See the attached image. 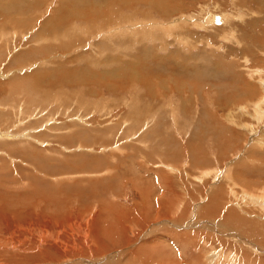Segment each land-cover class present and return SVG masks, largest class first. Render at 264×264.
Here are the masks:
<instances>
[{
  "label": "rangeland",
  "instance_id": "rangeland-1",
  "mask_svg": "<svg viewBox=\"0 0 264 264\" xmlns=\"http://www.w3.org/2000/svg\"><path fill=\"white\" fill-rule=\"evenodd\" d=\"M84 1L0 0V236L35 250L6 245L0 262L42 250L25 264H143L140 247L151 264L168 247L164 264H190L203 230V262L264 263V4ZM233 209L261 222L253 237L211 222Z\"/></svg>",
  "mask_w": 264,
  "mask_h": 264
},
{
  "label": "bare ground",
  "instance_id": "bare-ground-1",
  "mask_svg": "<svg viewBox=\"0 0 264 264\" xmlns=\"http://www.w3.org/2000/svg\"><path fill=\"white\" fill-rule=\"evenodd\" d=\"M37 2H38V0H36ZM85 1H87V0H85ZM84 1V4L86 5V2ZM126 1V0H125ZM131 1H133L134 2V0H131ZM252 1V0H251ZM260 1V4H257V5H261L262 7H263V4H264V0H259ZM25 2H26V0H25ZM88 2H92V3H94V1L93 0H88L87 1V3ZM98 2H101V0H98ZM105 2H107V1H105ZM127 2H128V4H127ZM130 1L129 0H127L126 2H123V3H121V4H119L118 6H120L121 8H125V9H129L130 8V3H129ZM140 2V1H139ZM19 3H21V2H19ZM35 3V2H34ZM40 3V2H39ZM141 3V2H140ZM139 3V4H140ZM144 3H146V2H144ZM95 4V3H94ZM137 4V3H136ZM141 4H143V3H141ZM30 5V4H29ZM33 5V4H32ZM35 5V4H34ZM34 5L32 6V7H34ZM98 4H96V6H97ZM101 5H105V4H101ZM252 5H254L253 3H252ZM31 6V5H30ZM80 6V5H79ZM5 7H7V6H5ZM4 7V8H5ZM132 7V6H131ZM261 7V8H262ZM101 8L104 10L105 8L104 7H102L101 6ZM116 8V7H115ZM75 10L76 11H79V10H77L76 8H75ZM96 10H97V8H96ZM7 12V11H6ZM114 12V11H113ZM159 12H160V10H159ZM96 14V13H95ZM112 14H114V13H112ZM23 15V14H22ZM77 15V14H76ZM115 16V14L112 16V17H114ZM215 18H216V24L218 25V24H220L221 22H222V18H218V17H216V16H213V18L212 19H214L215 20ZM105 19H107V18H105ZM112 19V18H111ZM25 20V19H24ZM23 19H21V20H19V21H16L15 19H12V21H14L16 24H18V25H22V21H24ZM135 20V19H134ZM7 22V21H6ZM11 22V21H10ZM110 22V21H109ZM213 22V21H212ZM30 23V22H29ZM108 23V22H107ZM129 23V22H128ZM13 24V23H12ZM209 24H212V23H209ZM25 25V24H24ZM5 27V26H4ZM171 28V27H170ZM172 29V28H171ZM168 30V29H167ZM123 31V30H122ZM154 33V32H153ZM124 34V33H123ZM45 50H47V51H50L51 50V46H47V47H45L44 48ZM35 50H36V48L35 49H32V50H30L29 52L30 53H32V52H35ZM21 59V58H20ZM22 82L24 83V81L22 80ZM22 82H18V83H22ZM22 83V84H23ZM15 84H16V82H15ZM260 86H261V88H263L262 87V84H260ZM249 87V83H245V85L243 86V87H241L240 88V90H241V92H240V94H247V93H249L248 91H247V88ZM14 89V88H13ZM237 91H238V89H237ZM258 92H260V90H257ZM263 95H261V97H262ZM27 135V134H26ZM11 136H12V134H11ZM17 136V135H16ZM25 137V136H24ZM19 138V137H18ZM26 138H27V136H26ZM18 140V139H17ZM9 146V145H8ZM3 148V147H2ZM5 148H7V147H5ZM15 149V148H14ZM21 149V148H20ZM4 151V150H3ZM14 151V150H13ZM16 151V150H15ZM5 152V151H4ZM12 152V151H11ZM20 152V151H19ZM8 154H9V152H7ZM40 154V153H39ZM33 159V158H32ZM45 159H47V158H45ZM49 161H50V159H49ZM98 162V161H97ZM41 167V166H40ZM231 170V169H230ZM222 180H224L223 178H222ZM228 182H229V180H227ZM226 181V182H227ZM230 182H232V181H230ZM225 183V182H224ZM228 184V183H227ZM237 185V184H236ZM228 188H230V187H228ZM226 189V188H225ZM222 193H223V186L222 187H220L219 188V190H216L215 192H213V193H211L210 194V196H209V198H210V200L204 205V207H206V209H204L203 211H201L202 213H206L207 215H206V217H209V216H213V214H215V212H217L215 209L218 207L219 209H222L223 208V203H221V195H222ZM233 193V192H232ZM227 194H229V193H227ZM232 195V194H231ZM224 198V197H223ZM229 198V197H228ZM233 198V197H232ZM251 202H257L256 201V199H253V198H250L249 199ZM231 200H229V202H230ZM239 205H241V204H239ZM258 205V204H257ZM228 206H229V203H227L226 205H225V207H227L228 208ZM260 207H263V212H264V203H261L260 205H259ZM224 210V209H223ZM228 210V209H227ZM237 210L238 209H233V210H229L228 211V213H226V211H225V213H226V218L224 219V217H223V224H221V220H219V221H217L216 220V218L213 220V221H211V222H216V224L219 226H222V228H223V226H225V227H229L230 229L233 227L234 229L236 228V229H238V230H236L235 229V231H241L242 233H244L245 235H248V236H252L253 237V235H251L250 233L251 232H249V230H248V227H253V225H255L257 228H259L262 224H264V223H262L261 225H260V223H256V220L254 221V222H251L250 223V220L251 219H249V218H247V216L245 217V216H242V215H240V214H238L237 213ZM130 212V211H129ZM224 212V211H223ZM243 212V211H242ZM258 212H261V211H258ZM2 214V213H1ZM242 214V213H241ZM245 214V213H244ZM159 215V214H158ZM247 215V214H246ZM9 216L10 215H2V216H0L3 220H5V217H8L9 218ZM131 216V215H130ZM79 217V216H78ZM124 217H129V213H124V214H122V215H118L117 216V221H121V219L122 218H124ZM134 217H136V214H135V216ZM202 217H203V215H202ZM250 217V216H249ZM8 218L6 219L7 221H8ZM17 218V217H16ZM83 218V217H82ZM85 219V218H84ZM209 219H213V218H209ZM252 219H254V218H252ZM5 220V221H6ZM11 221L13 220L14 221V219L12 218V219H10ZM73 220V219H72ZM137 220V219H136ZM135 220V221H136ZM248 220H249V222H248ZM257 220H259V217H258V219ZM17 221L18 220H16V222L15 223H10L11 225H15L16 223H17ZM80 221V220H79ZM1 222L2 221H0V231H2V230H4V229H6V230H8V231H10L11 230V228H6L7 227V225H8V223L10 222V221H8V222H5V224L3 225V224H1ZM34 222V221H33ZM57 222V221H56ZM32 223V222H31ZM89 223V222H88ZM20 224H22V223H20ZM26 224V223H25ZM33 224V223H32ZM32 224H30V225H32ZM35 224V223H34ZM33 224V225H34ZM135 224H139V221L137 222V223H135ZM24 224H22V225H16V227H19V226H23ZM89 224H87L86 226H88ZM192 225V224H191ZM9 226V225H8ZM81 226V225H80ZM93 226V225H92ZM205 226H207V225H205ZM211 226H213V224L211 225ZM232 226V227H231ZM4 228V229H3ZM24 228V227H23ZM94 228H96V227H94ZM210 228V227H209ZM12 229H13V227H12ZM32 229V228H31ZM104 229V228H103ZM198 229V228H197ZM229 229V230H230ZM195 230V229H194ZM204 230H206V229H204ZM32 231V230H31ZM87 231H90V236H89V238L87 239V240H91L90 242L91 243H93V245H95V248L97 249V252H96V255H97V253H101V252H104V250H106L105 248H100L99 249V246H101L100 245V240H99V237L98 236H96V234H94L95 232H94V230H93V228L92 227H88V229H87ZM117 231H123L122 233H120V235L122 236V237H124L125 239H127L125 242H130L131 241V239L130 238H128L127 236V233H126V230L123 228L122 230H117ZM116 231V232H117ZM184 231H189V230H184ZM18 232V231H17ZM16 232V233H17ZM94 232V233H93ZM210 232V231H209ZM23 233V232H22ZM195 233L196 234H198L199 235V238H202V240L200 241V242H198V243H195V242H192L193 243V245H191V244H188L189 246H194L196 249H197V255H196V257L193 259V261L190 263V264H196L197 262V264H199L200 263V260L205 256L204 255V251H205V246H203L204 245V242H205V245H207V241H209V242H211V233L210 234H206V233H204L203 232V230H202V232H197V231H195ZM213 233H215V232H213ZM223 233V232H222ZM228 233H230V234H232L231 233V231L230 232H228ZM2 234V233H1ZM11 235H13L14 236V231L13 232H11L10 233ZM87 234V233H86ZM116 234H118V233H116ZM204 234V235H203ZM225 234V233H224ZM18 235H16V237H17ZM20 236V235H19ZM45 236V235H44ZM120 236V237H121ZM171 236V235H170ZM197 236V235H196ZM215 236V235H214ZM233 236V235H232ZM83 237H85V236H83ZM112 237L114 238V243H115V246H120L121 245V243L122 242H119V241H116V240H118V239H116V235H115V233H113L112 234ZM189 237H191V235H185V234H181V239H184V240H187ZM6 237H4V236H0V249H2L3 247H5L6 245H10V246H12V245H16V248L17 247H20V248H23L22 247V245H24L25 246V242L24 243H22V241H23V239H21L20 237L19 238H17V240L19 241V242H13V240H11V239H13V237L11 238V239H9L8 237L5 239ZM86 238V237H85ZM241 238V237H240ZM240 238H238V239H240ZM243 238V237H242ZM215 239H216V236H215ZM221 239V238H220ZM244 239V238H243ZM15 240V239H14ZM207 240V241H206ZM233 240H236V239H234L233 238ZM43 241V240H42ZM219 241V240H218ZM37 242V241H36ZM44 242V241H43ZM56 241H50V243L49 244H54ZM213 242V241H212ZM237 242H239V241H237ZM241 242H245L244 240L242 241V239H241ZM190 243V242H189ZM219 243H223V241L222 242H219ZM39 245H40V243H38ZM48 244V245H49ZM56 244V243H55ZM264 244V243H263ZM38 245V246H39ZM41 245H43V244H41ZM183 245V244H182ZM211 245V244H210ZM10 246L8 247V248H10ZM37 246V247H38ZM151 246V245H150ZM155 246V245H154ZM253 247H252V251L254 250L255 251V249H258L257 248V246H255V245H252ZM30 247V246H29ZM46 247V246H45ZM51 247H53L54 248V246L52 245ZM56 247V246H55ZM157 247H159V246H157ZM13 248V247H12ZM155 248V247H154ZM154 248H153V250H154ZM162 248V247H161ZM40 249V248H39ZM41 249H42V247H41ZM165 249H167L168 250V253H167V255L165 256H163V258L164 257H166V258H173V257H171L172 255H173V249H169L168 247L167 248H165ZM6 250V248L4 249V251ZM19 250V249H18ZM31 250H34L33 249V245H31V247H30V249L29 248H27V249H22L21 251H25V252H30ZM151 250V249H150ZM175 250V249H174ZM20 251V250H19ZM20 251V252H21ZM35 251V250H34ZM39 251V250H38ZM45 251V250H44ZM149 251V250H148ZM147 251V252H148ZM203 251V252H202ZM261 251H262V253L264 254V249L263 248H261ZM6 252V251H5ZM42 252V250L41 251H39L38 253L40 254ZM149 252H151V253H153L152 251H149ZM156 252V251H155ZM158 252V251H157ZM163 252V251H162ZM258 252V251H257ZM11 253V252H10ZM17 253V252H16ZM47 253V252H46ZM46 253L45 254H43V256H45L46 257ZM83 253V252H82ZM137 253L139 254V258L141 259V262H142V260H144V263L143 264H147L146 263V259H148L147 257H146V253H144V254H141L140 253V247H139V249L137 250ZM151 253H149V254H151ZM159 254L158 255H160V256H158V257H155V260H154V262L153 263H151V264H164V262H165V260H163V258H162V255L165 253H162V254H160L161 253V249H160V252H158ZM206 253V252H205ZM258 253H260V252H258ZM26 254V253H25ZM39 254H37V255H39ZM42 254V253H41ZM40 254V256H42ZM81 254V253H80ZM153 254H156V253H153ZM169 254V255H168ZM208 254H211L210 252L208 253ZM0 255H1V251H0ZM37 255H33V253H31V254H27V255H24V253H19V254H11V256L10 255H8V253H7V256H9V257H11L10 259H7L5 262H4V260L3 261H1L0 262V264H10V263H12V264H25V263H31V262H33V261H35V263L37 262H43L41 259H43V257H40L39 256V260H36V258L38 257ZM47 255H51V254H47ZM73 255V254H72ZM177 255V254H176ZM230 255H232V253L230 254ZM2 256V255H1ZM79 256H82V255H79ZM85 256V255H84ZM168 256V257H167ZM207 256H209V255H207ZM4 257V256H3ZM44 257V258H45ZM50 257H52V256H50ZM83 257V256H82ZM177 257H179L178 255H177ZM182 257V256H181ZM176 258V260L178 259V260H180V262L178 263V261H175V264H189L188 262H184L183 261V259L182 258ZM228 257V256H227ZM227 257H225L224 256V254H223V252L222 251H220V252H216V253H212L208 258L206 257L205 258V261L203 262L202 260V264H222L224 261H223V258L226 260L227 259ZM151 258H153V257H151ZM150 258V259H151ZM1 259V258H0ZM3 259V258H2ZM12 259V260H11ZM52 259V258H51ZM51 259L50 260H47V262L48 261H51ZM55 259V258H54ZM85 259V258H84ZM89 259V258H88ZM234 260V259H233ZM232 260V261H233ZM46 261V260H45ZM56 261V260H55ZM149 261V260H148ZM169 261V260H168ZM235 261H237L236 259H235ZM52 262V261H51ZM53 262H54V260H53ZM81 262V261H80ZM89 262V264H93L94 262L93 261H91V260H89L88 261ZM227 262V261H226ZM230 262H231V260H230ZM229 262V263H230ZM238 262V261H237ZM235 263V262H234ZM233 263V264H234ZM240 263V262H239ZM86 264V263H85ZM149 264V263H148ZM166 264H171V260H170V262H167ZM201 264V263H200ZM227 264V263H226ZM235 264H237V263H235ZM254 264V263H253ZM257 264H264L263 263V261L262 260H260V261H258L257 262Z\"/></svg>",
  "mask_w": 264,
  "mask_h": 264
},
{
  "label": "crops",
  "instance_id": "crops-1",
  "mask_svg": "<svg viewBox=\"0 0 264 264\" xmlns=\"http://www.w3.org/2000/svg\"><path fill=\"white\" fill-rule=\"evenodd\" d=\"M207 24V23H206ZM48 46H50V45H48ZM47 47V46H46ZM45 50V49H44Z\"/></svg>",
  "mask_w": 264,
  "mask_h": 264
}]
</instances>
